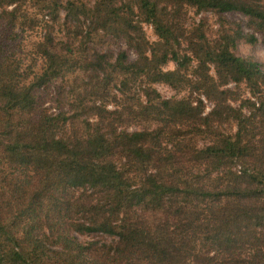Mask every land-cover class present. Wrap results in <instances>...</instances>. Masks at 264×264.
Segmentation results:
<instances>
[{
    "label": "trees",
    "instance_id": "obj_1",
    "mask_svg": "<svg viewBox=\"0 0 264 264\" xmlns=\"http://www.w3.org/2000/svg\"><path fill=\"white\" fill-rule=\"evenodd\" d=\"M22 1L0 0V19L13 22ZM187 8L238 12L264 31V0H62L51 19L65 39L38 42L40 74L26 83L0 68V172L12 187L0 264H264V64L232 52L253 33L183 29ZM99 33L134 58L89 48ZM71 70L90 103L68 113L55 98L53 113L36 90ZM158 83L186 95L161 97Z\"/></svg>",
    "mask_w": 264,
    "mask_h": 264
},
{
    "label": "rangeland",
    "instance_id": "obj_2",
    "mask_svg": "<svg viewBox=\"0 0 264 264\" xmlns=\"http://www.w3.org/2000/svg\"><path fill=\"white\" fill-rule=\"evenodd\" d=\"M49 0H23L16 5L15 19L10 22L8 19H0V68L4 70L7 76H12L22 82H30L34 76L41 72L43 59L41 54V45L38 42L42 41L44 35L49 34L53 42L60 46L64 41L66 31L63 27H59L57 22L52 21L51 16L56 10L59 16L58 22L62 17V0L59 4L52 5ZM55 1V0H54ZM87 1V0H85ZM91 1V0H90ZM11 6H8L9 9ZM181 26L183 29L199 26L200 31L210 40L218 39L223 33H233L236 29L242 30L243 33H253L255 41L249 43L243 39L236 41L232 48V52L239 57L247 58L264 64V31H252L248 27V21L245 16L238 12H225L220 15L212 11L195 12L193 8L182 10ZM142 30L145 38L148 41H153L155 35L150 25L142 23ZM92 43V44H91ZM88 44V47H93L100 51H110L116 53L118 50H124L129 59L134 58V52L127 47L123 40L110 37L104 33H99L94 37V41ZM61 47V46H60ZM171 62L166 63L164 69H172ZM264 70V67H261ZM211 72V71H210ZM85 76L79 72L66 73L64 76L58 75L47 83L40 85L36 93L39 95V100L43 101V106H49L51 112L56 113L59 109L54 99H58L63 110L70 113L72 109L71 103L77 109L82 111L89 101L88 89H84ZM232 87V83L227 85ZM154 87L161 97H176L180 98L186 95L185 90L175 91L164 84H155ZM242 87V86H241ZM118 96L117 91L112 88V94ZM242 95H247L246 91L242 90ZM113 94V96H114ZM194 95V94H193ZM196 95V94H195ZM121 99V98H120ZM205 103V110L209 109L210 104L201 98ZM57 101V100H56ZM78 103L82 106L78 107ZM95 103H98L95 102ZM113 101L106 104V108L112 107ZM70 107V108H69ZM90 116V119H93ZM137 126H128L127 130L131 131ZM10 170L2 169L0 172V200H11L10 191L12 187H8L6 175L10 174ZM16 173V171H14ZM1 207H5L0 203ZM80 242L98 241L108 242L109 238L98 234H77L73 233Z\"/></svg>",
    "mask_w": 264,
    "mask_h": 264
}]
</instances>
